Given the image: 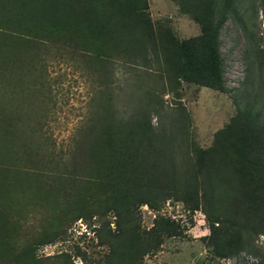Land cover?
<instances>
[{"label":"trees","instance_id":"obj_1","mask_svg":"<svg viewBox=\"0 0 264 264\" xmlns=\"http://www.w3.org/2000/svg\"><path fill=\"white\" fill-rule=\"evenodd\" d=\"M177 1L199 24L198 35L178 40L169 30L156 28L148 0H0V27L13 31L19 25L34 24L37 27L30 26L29 31L33 29L36 35L60 37L76 48L92 43L99 44L101 51L108 47L114 60L138 69L148 67L153 60L162 70L164 89L173 93L183 81L225 91L220 36L228 17L240 13L236 0ZM47 21L52 30L46 27ZM12 33H2L0 49L18 45L12 42L16 38ZM14 52L11 57L8 49L0 52L2 77H7L9 67L14 74L16 64L19 75L29 72L26 64L21 70L23 61L16 63ZM151 96L152 92L148 98L135 97L141 104L131 110H120L112 97L102 101L77 144L78 154L62 164L51 159L56 172L50 183L54 186L47 187V194L60 190L67 197L74 183L83 186L75 211H81L78 216L85 212L102 219L98 231L104 233L102 242L108 246V264H134L136 256L157 251L165 235L176 233L174 220L169 218L156 219L148 230L136 224L140 206L158 209L170 198L184 201L192 210L203 208L210 225L205 240L216 257L242 251L260 255L255 241L264 235V125L243 112L216 133L210 147L193 148L188 166L185 158L178 160L181 148L190 149L189 142L182 143L189 139L183 126L188 119L185 109L157 132L151 115L162 109L163 100L161 107ZM0 148V156L6 159V151L2 145ZM30 166L43 173L40 162ZM180 168H188L182 179ZM26 174L23 172L22 178L25 185ZM6 175L0 181V194L8 188ZM87 196L91 199L89 208ZM2 237L0 233V246H6ZM4 253H0V262L8 256ZM6 264H14V256Z\"/></svg>","mask_w":264,"mask_h":264},{"label":"rangeland","instance_id":"obj_2","mask_svg":"<svg viewBox=\"0 0 264 264\" xmlns=\"http://www.w3.org/2000/svg\"><path fill=\"white\" fill-rule=\"evenodd\" d=\"M236 3L240 13L228 17L220 36L225 91L183 81L173 93L164 89L162 70L153 60L138 69L114 60L108 47L101 51L99 44L92 43L89 48H76L60 37L36 35L33 29L29 31L30 26L37 27L34 24L19 25L13 31L0 27L1 37L13 32L12 42L18 44L1 46L0 52L8 49L11 57L14 50L16 63L23 61L21 70L25 64L29 70L26 76L21 71L19 75L16 64L14 74L10 67L7 77L0 72V120H4L0 122V146L6 151V159L0 156V181L7 174L8 186L0 194V233L7 242L0 246V253L8 255L0 264L13 256L14 264H108V246L102 242L104 233L98 231L102 219L85 212L78 216L81 211H75L83 186L74 183L67 197L60 190L50 195L46 191L54 186L50 185L56 172L51 159L62 164L78 154L77 144L102 101L112 97L120 110H131L141 104L135 97L148 98L152 92L155 104L162 107L163 100L159 114L151 115L157 132L184 108L188 119L176 125L183 124L188 130L189 139L182 143L189 142L190 149L181 148L178 160L185 158L188 166L193 148L210 147L216 133L243 112L264 125V0ZM148 4L156 28L169 30L178 40L200 33L199 24L181 10L177 0H148ZM47 22L52 30V23ZM35 162L43 166V173L31 170ZM25 167L27 185L22 181ZM186 171L180 168L178 176L184 178ZM89 198L87 208L91 207ZM159 218L174 220L176 233L165 235L157 251L136 256L134 264H222L223 258L216 257L205 240L210 225L203 208L192 210L184 201L170 198L158 209L140 206L136 224L148 230ZM255 244L261 251L255 257L264 264V235Z\"/></svg>","mask_w":264,"mask_h":264},{"label":"built area","instance_id":"obj_3","mask_svg":"<svg viewBox=\"0 0 264 264\" xmlns=\"http://www.w3.org/2000/svg\"><path fill=\"white\" fill-rule=\"evenodd\" d=\"M222 264H259V260L252 254L242 252L235 256L223 258Z\"/></svg>","mask_w":264,"mask_h":264}]
</instances>
